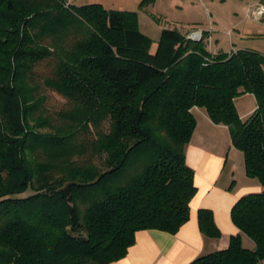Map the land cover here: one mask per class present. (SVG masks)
<instances>
[{
    "label": "trees",
    "instance_id": "trees-1",
    "mask_svg": "<svg viewBox=\"0 0 264 264\" xmlns=\"http://www.w3.org/2000/svg\"><path fill=\"white\" fill-rule=\"evenodd\" d=\"M206 35L164 28L152 51L135 10L0 0V264H108L138 230L175 233L196 192L185 163L194 108L228 127L245 175L264 186V54L212 53ZM49 91L66 100L54 113ZM245 93L256 108L241 119L234 99ZM230 217L228 246L189 264L264 260V190L241 196ZM198 224L220 237L210 209Z\"/></svg>",
    "mask_w": 264,
    "mask_h": 264
},
{
    "label": "crops",
    "instance_id": "crops-1",
    "mask_svg": "<svg viewBox=\"0 0 264 264\" xmlns=\"http://www.w3.org/2000/svg\"><path fill=\"white\" fill-rule=\"evenodd\" d=\"M244 11L256 25H264V0H250ZM207 39L209 42L210 33ZM237 49L245 48L234 45L227 52ZM234 104L241 119L256 108L250 93L236 97ZM193 113L196 126L185 147V163L193 170L196 192L189 202L188 219L175 233L136 231L135 241L124 257L108 264H189L199 256L223 249L228 246L230 235L238 232L230 217L233 204L243 195L264 190L257 179L245 175L242 152L231 144L228 127L213 123L202 109L194 108ZM199 209L212 211L221 233L219 238L207 237L200 231ZM241 241L243 246L254 248V243L242 233ZM256 264H264V260Z\"/></svg>",
    "mask_w": 264,
    "mask_h": 264
},
{
    "label": "rangeland",
    "instance_id": "rangeland-1",
    "mask_svg": "<svg viewBox=\"0 0 264 264\" xmlns=\"http://www.w3.org/2000/svg\"><path fill=\"white\" fill-rule=\"evenodd\" d=\"M65 1L67 4L77 6L99 3L106 9L137 11L140 31L153 40L152 51L156 48L162 29L176 28L186 37L192 33H199L202 38L203 32H206V43L210 33L207 47L209 51H228L235 45L236 48L255 49L264 54V25H256L245 15L244 10L250 0H155L152 7L143 9L138 8L140 0ZM46 97V107L51 113L60 110L66 103L62 96L52 91L47 92ZM103 129L108 130L107 122H104ZM84 157L89 163L101 165L99 157L90 149ZM85 160L83 158L79 160L80 164Z\"/></svg>",
    "mask_w": 264,
    "mask_h": 264
},
{
    "label": "built area",
    "instance_id": "built-area-1",
    "mask_svg": "<svg viewBox=\"0 0 264 264\" xmlns=\"http://www.w3.org/2000/svg\"><path fill=\"white\" fill-rule=\"evenodd\" d=\"M187 38L192 39V40H200L201 39V34L199 33H192L187 36Z\"/></svg>",
    "mask_w": 264,
    "mask_h": 264
}]
</instances>
